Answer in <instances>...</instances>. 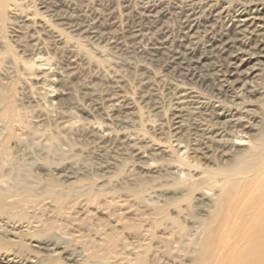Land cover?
Returning a JSON list of instances; mask_svg holds the SVG:
<instances>
[{"label": "rangeland", "instance_id": "374dc122", "mask_svg": "<svg viewBox=\"0 0 264 264\" xmlns=\"http://www.w3.org/2000/svg\"><path fill=\"white\" fill-rule=\"evenodd\" d=\"M263 5L0 0V252L197 264L222 196L264 163V43L237 14Z\"/></svg>", "mask_w": 264, "mask_h": 264}, {"label": "bare ground", "instance_id": "6f19581e", "mask_svg": "<svg viewBox=\"0 0 264 264\" xmlns=\"http://www.w3.org/2000/svg\"><path fill=\"white\" fill-rule=\"evenodd\" d=\"M262 10H264V5L261 9H252L251 14L246 17L244 15L247 12L243 9L237 10L239 17H243L241 20L243 25L248 27V33L256 38L259 46L264 43ZM191 56L193 57V52H191ZM261 56L264 57V54ZM213 108V114L218 120H222L226 116L224 108L217 107V105H213ZM190 112L179 105L175 109L173 118L176 123H181L182 120L190 117ZM119 122L120 124L127 123L126 120ZM201 130L206 131V137L212 141H216V138L224 133L223 126ZM180 150L181 147H177V151ZM133 151L136 156V150ZM259 165L250 177L244 176L245 179L241 187L234 188L232 186L234 189L222 196L218 211L208 223L205 237L199 242L197 264H264V163ZM251 167V164H244L239 171L244 175ZM4 240L0 237V246L4 244ZM30 257L31 263L37 262L36 255ZM20 259L21 256L18 253L0 252V264H17ZM32 259L34 260L31 261Z\"/></svg>", "mask_w": 264, "mask_h": 264}]
</instances>
